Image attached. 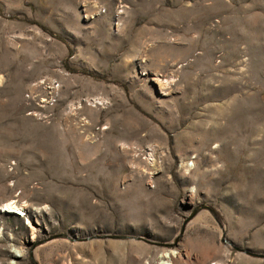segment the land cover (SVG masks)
I'll return each mask as SVG.
<instances>
[{
  "label": "rangeland",
  "instance_id": "1",
  "mask_svg": "<svg viewBox=\"0 0 264 264\" xmlns=\"http://www.w3.org/2000/svg\"><path fill=\"white\" fill-rule=\"evenodd\" d=\"M0 264H264V0H0Z\"/></svg>",
  "mask_w": 264,
  "mask_h": 264
},
{
  "label": "bare ground",
  "instance_id": "2",
  "mask_svg": "<svg viewBox=\"0 0 264 264\" xmlns=\"http://www.w3.org/2000/svg\"><path fill=\"white\" fill-rule=\"evenodd\" d=\"M5 211L9 210L10 212L17 213L19 208L14 204V202L8 203L4 206ZM21 215V213H19ZM173 254H165L166 258H170Z\"/></svg>",
  "mask_w": 264,
  "mask_h": 264
}]
</instances>
